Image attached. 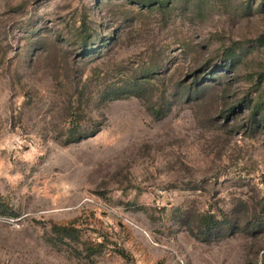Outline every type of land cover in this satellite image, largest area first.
<instances>
[{"label": "rangeland", "instance_id": "rangeland-1", "mask_svg": "<svg viewBox=\"0 0 264 264\" xmlns=\"http://www.w3.org/2000/svg\"><path fill=\"white\" fill-rule=\"evenodd\" d=\"M264 264V0H0V264Z\"/></svg>", "mask_w": 264, "mask_h": 264}, {"label": "built area", "instance_id": "built-area-1", "mask_svg": "<svg viewBox=\"0 0 264 264\" xmlns=\"http://www.w3.org/2000/svg\"><path fill=\"white\" fill-rule=\"evenodd\" d=\"M259 264H262L261 262Z\"/></svg>", "mask_w": 264, "mask_h": 264}]
</instances>
